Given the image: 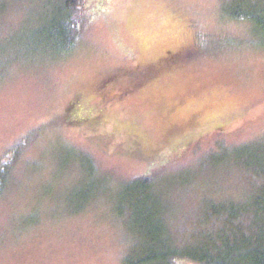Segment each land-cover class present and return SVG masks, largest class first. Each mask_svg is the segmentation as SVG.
Segmentation results:
<instances>
[{
  "label": "rangeland",
  "instance_id": "obj_1",
  "mask_svg": "<svg viewBox=\"0 0 264 264\" xmlns=\"http://www.w3.org/2000/svg\"><path fill=\"white\" fill-rule=\"evenodd\" d=\"M61 1L0 0V72L17 61L0 77V264H125L161 220L205 240L212 199L264 183L237 150L264 166V33L236 0H85L57 55L38 35ZM146 176L154 217L124 191Z\"/></svg>",
  "mask_w": 264,
  "mask_h": 264
},
{
  "label": "trees",
  "instance_id": "obj_2",
  "mask_svg": "<svg viewBox=\"0 0 264 264\" xmlns=\"http://www.w3.org/2000/svg\"><path fill=\"white\" fill-rule=\"evenodd\" d=\"M236 1L237 7L232 9V15L249 22L258 31L264 33V4L250 0ZM52 6L55 9L51 13L44 12L38 37L44 40L41 43L42 48H50L59 55L75 48L80 34L78 32L88 16L86 10L83 12L85 0H62L60 4ZM75 10H78L76 14H74ZM10 62L5 69L17 61ZM4 70L0 72V77ZM251 147L252 143H247L237 149L239 163L254 177H264L262 175L264 166L257 163L256 155L249 153ZM148 175L156 174L148 173ZM154 187L153 182H150L146 176V178H136L125 185L124 191L129 196L138 193L136 196L138 202H151L157 208L153 212L154 217L156 212L164 211V208L161 209L156 202H153L156 194ZM208 208L209 216L215 220L218 227L208 229L205 240L185 248L182 244L173 242L166 225L161 220L158 237L153 238L154 240L150 239L156 243V246L153 247L152 243L144 249L141 245L135 244L131 254L129 253L125 258V264H264V183L246 199L219 201L212 199ZM140 213L146 212L139 208ZM146 221L148 228L158 227V223L151 219L150 213L147 214ZM133 224L140 226L137 227L138 229L134 227V231H144L143 223L138 218Z\"/></svg>",
  "mask_w": 264,
  "mask_h": 264
}]
</instances>
